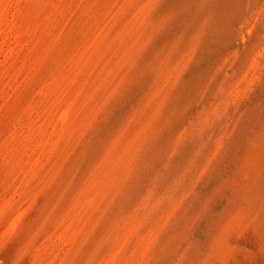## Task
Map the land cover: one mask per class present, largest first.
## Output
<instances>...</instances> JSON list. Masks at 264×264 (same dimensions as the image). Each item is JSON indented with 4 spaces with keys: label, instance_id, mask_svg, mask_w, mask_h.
Returning a JSON list of instances; mask_svg holds the SVG:
<instances>
[{
    "label": "rangeland",
    "instance_id": "obj_1",
    "mask_svg": "<svg viewBox=\"0 0 264 264\" xmlns=\"http://www.w3.org/2000/svg\"><path fill=\"white\" fill-rule=\"evenodd\" d=\"M0 264H264V0H0Z\"/></svg>",
    "mask_w": 264,
    "mask_h": 264
}]
</instances>
